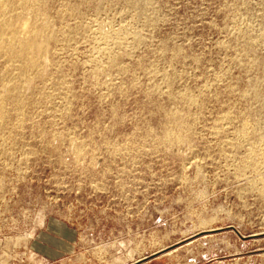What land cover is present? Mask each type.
Returning a JSON list of instances; mask_svg holds the SVG:
<instances>
[{"label":"rangeland","instance_id":"rangeland-1","mask_svg":"<svg viewBox=\"0 0 264 264\" xmlns=\"http://www.w3.org/2000/svg\"><path fill=\"white\" fill-rule=\"evenodd\" d=\"M0 16V264H264V0Z\"/></svg>","mask_w":264,"mask_h":264},{"label":"bare ground","instance_id":"bare-ground-1","mask_svg":"<svg viewBox=\"0 0 264 264\" xmlns=\"http://www.w3.org/2000/svg\"><path fill=\"white\" fill-rule=\"evenodd\" d=\"M9 8V0H0V14L2 13V16H3V13L5 11H7V9ZM11 9V8H10ZM15 9V8H14ZM14 11V10H13ZM12 11V12H13ZM11 12V11H10ZM1 17V16H0ZM4 19V17H3ZM11 19V17L9 18ZM0 26L2 29L4 28H9L10 27V21L5 19L3 20L2 22H0ZM17 27V26H15ZM14 29V28H13ZM18 29V28H17ZM32 29V28H31ZM7 31V29H5ZM16 29H14L12 32H10V36L8 35V38H6L4 40V37L3 35L0 34V41L5 44V45H0L3 46V48H7V50H9L11 53L15 54V55H24L25 57L28 58L27 61H32L33 57L31 59H29V55L31 53V51L33 50H39L41 47H40V44L37 42V40L35 39L34 36H32V34H29V35H26V34H22V32L18 31V32H15ZM5 31V32H6ZM25 31V30H24ZM30 31V30H29ZM32 31L34 32V30L32 29ZM1 32V30H0ZM21 34H20V33ZM28 32V31H26ZM31 35V36H30ZM3 36V37H2ZM5 42H3V41ZM1 51V50H0ZM2 52V51H1ZM4 52V51H3ZM23 58V57H22ZM24 59V58H23Z\"/></svg>","mask_w":264,"mask_h":264},{"label":"crops","instance_id":"crops-1","mask_svg":"<svg viewBox=\"0 0 264 264\" xmlns=\"http://www.w3.org/2000/svg\"><path fill=\"white\" fill-rule=\"evenodd\" d=\"M47 263H49V261H47V260H45ZM57 263L59 262H61L60 260H58V261H56ZM56 262H50V263H52V264H56ZM76 263V262H75ZM72 264H74V263H72Z\"/></svg>","mask_w":264,"mask_h":264}]
</instances>
